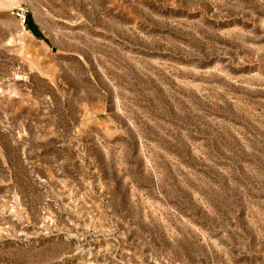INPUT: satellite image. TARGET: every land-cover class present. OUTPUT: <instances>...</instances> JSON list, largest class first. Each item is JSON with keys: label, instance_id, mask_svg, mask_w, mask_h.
<instances>
[{"label": "rangeland", "instance_id": "374dc122", "mask_svg": "<svg viewBox=\"0 0 264 264\" xmlns=\"http://www.w3.org/2000/svg\"><path fill=\"white\" fill-rule=\"evenodd\" d=\"M0 264H264V0H0Z\"/></svg>", "mask_w": 264, "mask_h": 264}, {"label": "built area", "instance_id": "2783aa9c", "mask_svg": "<svg viewBox=\"0 0 264 264\" xmlns=\"http://www.w3.org/2000/svg\"><path fill=\"white\" fill-rule=\"evenodd\" d=\"M16 17L20 20L22 24L26 22V13L21 9L16 11Z\"/></svg>", "mask_w": 264, "mask_h": 264}, {"label": "trees", "instance_id": "16d2710c", "mask_svg": "<svg viewBox=\"0 0 264 264\" xmlns=\"http://www.w3.org/2000/svg\"><path fill=\"white\" fill-rule=\"evenodd\" d=\"M29 17L30 15H27V18H26V23H28L30 20H29Z\"/></svg>", "mask_w": 264, "mask_h": 264}]
</instances>
